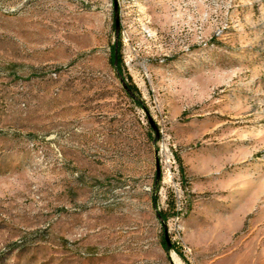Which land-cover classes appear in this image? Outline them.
I'll return each mask as SVG.
<instances>
[{"label":"rangeland","instance_id":"obj_1","mask_svg":"<svg viewBox=\"0 0 264 264\" xmlns=\"http://www.w3.org/2000/svg\"><path fill=\"white\" fill-rule=\"evenodd\" d=\"M0 264H264V0H0Z\"/></svg>","mask_w":264,"mask_h":264},{"label":"water","instance_id":"obj_2","mask_svg":"<svg viewBox=\"0 0 264 264\" xmlns=\"http://www.w3.org/2000/svg\"><path fill=\"white\" fill-rule=\"evenodd\" d=\"M119 26H120V22H119V18L118 16H116V32H117V37H118V30H119ZM117 47H118V44L116 42V45H115V52H116V57H115V61H114V66L117 68V64H118V61H117ZM117 72L123 82V85L124 87L127 89V91H129L131 94H133V91L128 87L127 83L125 82L123 76L121 75V73L118 71L117 69ZM158 176H159V170H158ZM167 240H168V237H167ZM168 245H169V241H168Z\"/></svg>","mask_w":264,"mask_h":264},{"label":"trees","instance_id":"obj_3","mask_svg":"<svg viewBox=\"0 0 264 264\" xmlns=\"http://www.w3.org/2000/svg\"><path fill=\"white\" fill-rule=\"evenodd\" d=\"M114 57H115V54L113 55V58H112V63H113V64H114V60H115ZM117 61H118L117 67H118V69H119V71H120V67H119V64H120V61H121L120 57H117ZM127 85H128V87L134 92V90H135L136 88H135L132 84H128V83H127ZM156 200H157V198H156V197H153V201H154V203H156ZM158 215H159V217H162L164 221L166 220L167 213L164 212L163 210H160V211L158 212Z\"/></svg>","mask_w":264,"mask_h":264},{"label":"built area","instance_id":"obj_4","mask_svg":"<svg viewBox=\"0 0 264 264\" xmlns=\"http://www.w3.org/2000/svg\"><path fill=\"white\" fill-rule=\"evenodd\" d=\"M186 251H187L188 253H191V248H190V247H186Z\"/></svg>","mask_w":264,"mask_h":264}]
</instances>
